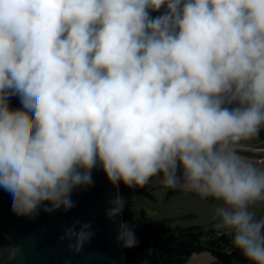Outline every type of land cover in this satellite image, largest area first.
Here are the masks:
<instances>
[{
    "label": "clouds",
    "instance_id": "clouds-1",
    "mask_svg": "<svg viewBox=\"0 0 264 264\" xmlns=\"http://www.w3.org/2000/svg\"><path fill=\"white\" fill-rule=\"evenodd\" d=\"M262 130L264 0H0V188L18 216L69 210L99 165L114 186L216 201L213 229L264 264V167L240 154ZM118 239L137 244L123 222Z\"/></svg>",
    "mask_w": 264,
    "mask_h": 264
},
{
    "label": "water",
    "instance_id": "water-1",
    "mask_svg": "<svg viewBox=\"0 0 264 264\" xmlns=\"http://www.w3.org/2000/svg\"><path fill=\"white\" fill-rule=\"evenodd\" d=\"M150 12L155 18L164 13ZM11 109L22 108L19 96L9 97ZM92 184L73 190V207L51 213L45 202L32 216H18L11 209L10 193L0 188V264H124L123 242L118 239L122 213L109 217L112 203L120 196L119 185L107 179L97 165L91 173ZM90 225L92 233L80 251L69 247L75 240L66 237V230L79 232Z\"/></svg>",
    "mask_w": 264,
    "mask_h": 264
},
{
    "label": "trees",
    "instance_id": "trees-1",
    "mask_svg": "<svg viewBox=\"0 0 264 264\" xmlns=\"http://www.w3.org/2000/svg\"><path fill=\"white\" fill-rule=\"evenodd\" d=\"M251 142L264 143V130ZM152 181L142 189L129 188L122 182L119 184L120 197L125 202L121 212L122 222L128 227L133 225L135 212L139 218L135 233L136 246H123L124 264H186L193 255L201 253L211 256L209 264H251L233 247L231 237L217 233L210 221L203 224H184L176 218L154 217L148 215L144 209H138L142 200L156 202L159 188ZM175 194L176 190L166 189L162 200L169 201L175 198ZM258 216H264V213Z\"/></svg>",
    "mask_w": 264,
    "mask_h": 264
},
{
    "label": "rangeland",
    "instance_id": "rangeland-1",
    "mask_svg": "<svg viewBox=\"0 0 264 264\" xmlns=\"http://www.w3.org/2000/svg\"><path fill=\"white\" fill-rule=\"evenodd\" d=\"M240 154L252 160L260 167H264V143L246 142L244 147L240 149ZM153 185L159 190L156 193V202L142 200L139 203V208L154 217L159 218H176L180 223L186 224H203L210 221L216 201L212 199H201L197 194L186 192L182 189H175L177 194L175 198L164 202L162 196L166 189L156 182L152 181ZM161 188V189H160ZM257 214L264 213V204L256 205ZM139 226V218L134 215V224L129 228L137 232ZM212 258L208 253L193 255L186 264H209Z\"/></svg>",
    "mask_w": 264,
    "mask_h": 264
}]
</instances>
